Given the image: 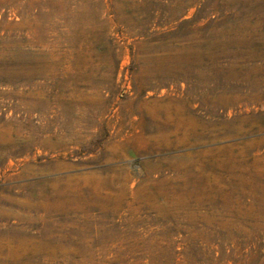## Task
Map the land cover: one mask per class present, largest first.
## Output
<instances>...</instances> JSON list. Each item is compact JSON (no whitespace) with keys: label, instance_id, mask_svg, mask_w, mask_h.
<instances>
[{"label":"rangeland","instance_id":"1","mask_svg":"<svg viewBox=\"0 0 264 264\" xmlns=\"http://www.w3.org/2000/svg\"><path fill=\"white\" fill-rule=\"evenodd\" d=\"M0 264H264V0H0Z\"/></svg>","mask_w":264,"mask_h":264}]
</instances>
